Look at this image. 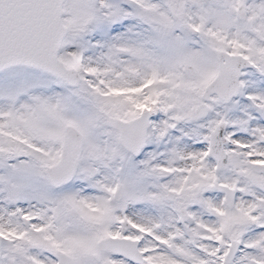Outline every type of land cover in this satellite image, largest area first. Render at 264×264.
<instances>
[{
	"label": "snow or ice",
	"instance_id": "1",
	"mask_svg": "<svg viewBox=\"0 0 264 264\" xmlns=\"http://www.w3.org/2000/svg\"><path fill=\"white\" fill-rule=\"evenodd\" d=\"M0 264H264V0H0Z\"/></svg>",
	"mask_w": 264,
	"mask_h": 264
}]
</instances>
